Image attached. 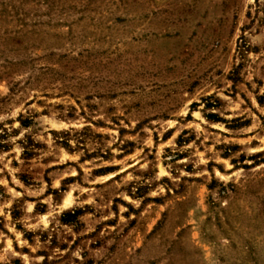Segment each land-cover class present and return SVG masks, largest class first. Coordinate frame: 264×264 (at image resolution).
I'll list each match as a JSON object with an SVG mask.
<instances>
[{"label": "rangeland", "instance_id": "374dc122", "mask_svg": "<svg viewBox=\"0 0 264 264\" xmlns=\"http://www.w3.org/2000/svg\"><path fill=\"white\" fill-rule=\"evenodd\" d=\"M0 264H264V0H0Z\"/></svg>", "mask_w": 264, "mask_h": 264}]
</instances>
